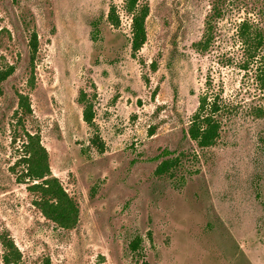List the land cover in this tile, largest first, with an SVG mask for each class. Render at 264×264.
I'll list each match as a JSON object with an SVG mask.
<instances>
[{"label": "rangeland", "instance_id": "rangeland-1", "mask_svg": "<svg viewBox=\"0 0 264 264\" xmlns=\"http://www.w3.org/2000/svg\"><path fill=\"white\" fill-rule=\"evenodd\" d=\"M145 1L134 55L124 0H0V264L6 239L21 253L11 264H264V92L241 40L243 21L264 35V0ZM214 3L222 15L199 51ZM205 93L220 108L210 146L188 130ZM26 132L77 202L74 228L48 219L22 180Z\"/></svg>", "mask_w": 264, "mask_h": 264}, {"label": "trees", "instance_id": "trees-1", "mask_svg": "<svg viewBox=\"0 0 264 264\" xmlns=\"http://www.w3.org/2000/svg\"><path fill=\"white\" fill-rule=\"evenodd\" d=\"M124 9L131 15V48L133 54L143 47L147 40L146 19L149 15L150 6L145 0H124ZM222 15V7L214 3L211 12L205 21V30L202 39L196 43L199 51H206L214 39L215 26L218 18ZM108 19L113 25L120 24V13L114 4H111L108 11ZM92 39L95 38L91 34ZM241 40L246 45L250 57L258 63L257 70L260 85L264 92V35L254 21H243L241 24ZM39 40L36 31H33L29 48L32 62L35 61L38 52ZM10 72L0 70V92L2 91V81L9 76ZM79 102L84 103L83 120L91 125L94 120V107L88 102L85 93L82 91ZM19 107L24 113H32L30 97L19 93ZM220 108L216 102L209 103L208 95L205 93L200 97L199 106L193 115L189 134L200 146H210L217 139L220 131V120L217 113ZM27 140L24 142L23 156L18 159V164H26L22 172V180L29 179L32 183L29 190L38 193L35 205L42 213L63 228H74L79 220V207L77 202L68 194L58 177L51 172L49 165V155L46 147L41 142L39 133L26 132ZM16 138V137H15ZM92 142L103 149L98 136ZM173 166V159H166L157 168L158 173H164ZM36 183H33L34 181ZM4 245L8 252L4 256L5 264L17 262L21 258L15 243L11 239L4 240ZM138 242L134 244L137 249Z\"/></svg>", "mask_w": 264, "mask_h": 264}]
</instances>
